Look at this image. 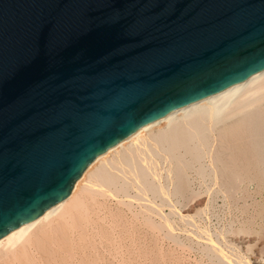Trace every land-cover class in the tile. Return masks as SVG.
I'll list each match as a JSON object with an SVG mask.
<instances>
[{"label":"water","instance_id":"95a60500","mask_svg":"<svg viewBox=\"0 0 264 264\" xmlns=\"http://www.w3.org/2000/svg\"><path fill=\"white\" fill-rule=\"evenodd\" d=\"M264 69V0H0V238L98 155Z\"/></svg>","mask_w":264,"mask_h":264},{"label":"bare ground","instance_id":"6f19581e","mask_svg":"<svg viewBox=\"0 0 264 264\" xmlns=\"http://www.w3.org/2000/svg\"><path fill=\"white\" fill-rule=\"evenodd\" d=\"M239 194L264 213V69L95 157L65 198L0 238V264H264L241 249L257 240L250 227L231 242L196 221ZM184 229L207 242L200 257L185 254Z\"/></svg>","mask_w":264,"mask_h":264},{"label":"rangeland","instance_id":"374dc122","mask_svg":"<svg viewBox=\"0 0 264 264\" xmlns=\"http://www.w3.org/2000/svg\"><path fill=\"white\" fill-rule=\"evenodd\" d=\"M259 199H260L259 197H254V196L244 197L239 194V195H230L227 200L223 201L220 196H217L214 198L215 201L213 202L214 203L213 207L207 213L205 214H200L199 212H198L199 214L197 213L198 216L196 218V221H198L199 223L201 222L200 223L201 227L208 228L211 231H215V230L227 231L226 239L228 241L231 240V242L234 241L236 242V240L242 238L241 235L244 234L242 231H244L246 228L249 229L250 227L252 232L256 231V234L253 233L252 235H255L257 237V240H255L254 238H250L249 240L252 239L255 241H252V243L251 241L248 242L247 244L243 245L244 248L241 249L247 252L248 256L250 257H257V256L264 257V213H261V211L259 210L260 208H258L259 205L257 204L260 202ZM189 231L186 232V230L184 229V231L183 230L181 231L179 236L180 241L187 246L183 248L184 252L186 251L185 254L189 255L190 252H188V247L189 248L192 247V249L194 250L191 249L192 251L190 256L200 257L197 248H199L200 245L199 243L201 242L200 240L202 239H199L196 236L193 237L192 232ZM237 237L238 239H236ZM203 240L201 244L204 243L205 240L204 241ZM194 243H196L197 246H194ZM176 246L173 243L171 244L168 243L166 245L167 247L166 257H180L179 255L182 252V248L180 250V248H178L179 246L178 247ZM194 251L195 253H193ZM196 253L198 255H196Z\"/></svg>","mask_w":264,"mask_h":264}]
</instances>
